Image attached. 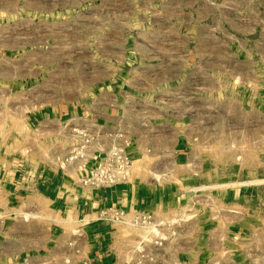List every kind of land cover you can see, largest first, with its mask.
Listing matches in <instances>:
<instances>
[{
  "label": "rangeland",
  "instance_id": "1",
  "mask_svg": "<svg viewBox=\"0 0 264 264\" xmlns=\"http://www.w3.org/2000/svg\"><path fill=\"white\" fill-rule=\"evenodd\" d=\"M0 264H264V0H0Z\"/></svg>",
  "mask_w": 264,
  "mask_h": 264
},
{
  "label": "crops",
  "instance_id": "2",
  "mask_svg": "<svg viewBox=\"0 0 264 264\" xmlns=\"http://www.w3.org/2000/svg\"><path fill=\"white\" fill-rule=\"evenodd\" d=\"M78 110V108L75 109L72 106L68 111L44 108L27 113L25 119L30 127H35L43 133V138L46 141L51 138L57 140L60 137L59 132H62L63 129L62 121L65 115L68 116V121L75 120L79 114ZM42 160H45L44 162L51 161L50 158H42ZM42 160L40 159V161Z\"/></svg>",
  "mask_w": 264,
  "mask_h": 264
},
{
  "label": "built area",
  "instance_id": "3",
  "mask_svg": "<svg viewBox=\"0 0 264 264\" xmlns=\"http://www.w3.org/2000/svg\"><path fill=\"white\" fill-rule=\"evenodd\" d=\"M104 171H106V164H104V163H101V164H99L98 166H96L95 167V169H93L92 171H91V174H92V176L93 177H96V176H103V173H104ZM143 218V217H142ZM122 220L123 221H140V217L139 216H135V217H132V218H122Z\"/></svg>",
  "mask_w": 264,
  "mask_h": 264
},
{
  "label": "bare ground",
  "instance_id": "4",
  "mask_svg": "<svg viewBox=\"0 0 264 264\" xmlns=\"http://www.w3.org/2000/svg\"><path fill=\"white\" fill-rule=\"evenodd\" d=\"M152 231H153V229H152Z\"/></svg>",
  "mask_w": 264,
  "mask_h": 264
}]
</instances>
